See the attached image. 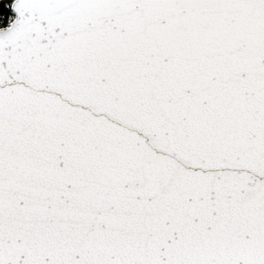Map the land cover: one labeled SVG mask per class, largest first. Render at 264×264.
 Masks as SVG:
<instances>
[{
	"label": "snow or ice",
	"instance_id": "1",
	"mask_svg": "<svg viewBox=\"0 0 264 264\" xmlns=\"http://www.w3.org/2000/svg\"><path fill=\"white\" fill-rule=\"evenodd\" d=\"M0 264H264V0H0Z\"/></svg>",
	"mask_w": 264,
	"mask_h": 264
}]
</instances>
